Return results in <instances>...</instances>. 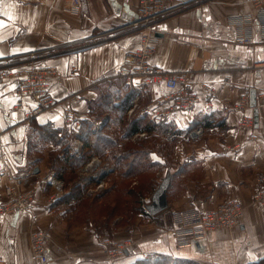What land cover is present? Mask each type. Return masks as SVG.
Here are the masks:
<instances>
[{
	"label": "crops",
	"instance_id": "crops-1",
	"mask_svg": "<svg viewBox=\"0 0 264 264\" xmlns=\"http://www.w3.org/2000/svg\"><path fill=\"white\" fill-rule=\"evenodd\" d=\"M63 2L0 0V71L43 62L55 65L58 73L51 87L57 105L32 118L28 117L32 100L16 108V79L0 78V206L7 201L6 170L13 174L39 170L32 178L35 200L29 208L0 215V264H36L31 247L36 230L51 233L48 264H134L159 256L173 258H156L161 264H264V205L253 202L251 186L264 173V70L259 67L264 62V32L256 25L254 43L242 45L235 41L232 24L241 16H256L253 0H173L171 9L159 17L151 64L165 72L187 73L198 98L192 109L162 117L160 98L168 89L156 83L145 88L137 115L126 117L125 127L136 120L148 127L140 130L149 133L150 144L147 166L123 179L145 178L146 183L157 184L147 191L152 195L145 198L148 203L141 214L135 217L127 211L126 225L118 223V217L111 234L88 221L83 225L68 221L71 202L51 203L52 191L44 177L58 145L43 139L39 128L78 137L85 122H95V105L108 92L113 101L127 105L126 114L138 91L119 69L147 31L132 25L140 0H81L78 15L64 12ZM253 89L255 106L251 104ZM68 107L83 113L81 126L67 128ZM119 115L118 109H111L91 131L115 127ZM244 120H249L248 125ZM199 126L205 127L202 139L195 132ZM123 144L117 142L119 148ZM164 180L168 182L167 207L152 215L148 207ZM113 185L108 195L117 192ZM231 199L246 206L238 228L214 232L175 251L171 230L178 220L174 212L184 211L187 220L194 222L202 212ZM125 239L132 241V247L122 257L109 258V245Z\"/></svg>",
	"mask_w": 264,
	"mask_h": 264
},
{
	"label": "built area",
	"instance_id": "built-area-1",
	"mask_svg": "<svg viewBox=\"0 0 264 264\" xmlns=\"http://www.w3.org/2000/svg\"><path fill=\"white\" fill-rule=\"evenodd\" d=\"M173 0H140L138 17L132 22L134 26H144L145 31L141 37L140 45L127 53L124 64L119 73L125 77L133 87L137 89V95L131 100V107L127 110V118H134L139 109L145 88L156 83H163L168 93L160 98L163 104L161 116L172 117L175 114L192 109L198 95L191 88L189 75L185 72H165L151 64V58L156 53V23L160 16L171 9ZM257 8L256 16L246 15L233 20L236 28L235 41L242 45H252L255 40V26L260 25L264 32V0H253ZM81 0H64L63 11L78 15L81 11ZM264 70V62L259 64ZM57 67L43 62H33L28 67H13L0 71V78L11 77L16 79V95L18 106L23 107L25 100L33 101L35 107H31L28 117L32 118L43 112L52 110L57 105V100L51 92L54 79L57 77ZM119 101L117 102V104ZM65 124L67 128L79 127L84 120L83 113L70 107L65 109ZM248 125L249 120H244ZM198 138L205 136V127L195 129ZM149 137L145 130H139L131 135V141L141 143ZM74 154L78 157L86 156V144L81 137H74L71 142ZM117 165L105 162L98 156H89L81 169L80 180L87 189L88 194L103 192L110 177L115 174ZM9 178L5 188L7 201L0 206V215H13L25 211L35 200V189L32 178L36 175L35 169L28 172L13 174L6 170L3 175ZM44 183L52 191L51 203L62 199L68 191L64 175L56 170L48 172L44 177ZM253 202L264 205V173L259 174L253 184ZM246 206L238 200H227L219 204L213 210L202 212L194 222L187 220L186 212H174L178 223L171 230L175 241V251L181 252L192 244L201 241L208 235L220 230H232L238 228L245 218ZM149 213V210H147ZM51 233L47 230H36L31 234V247L36 264H48V244ZM127 246L116 245L114 249H108L112 257L119 258L125 255Z\"/></svg>",
	"mask_w": 264,
	"mask_h": 264
},
{
	"label": "trees",
	"instance_id": "trees-1",
	"mask_svg": "<svg viewBox=\"0 0 264 264\" xmlns=\"http://www.w3.org/2000/svg\"><path fill=\"white\" fill-rule=\"evenodd\" d=\"M96 108L93 111V119L94 121L98 122L102 116L105 113H109L111 109H118L120 111L119 117H116L114 120L115 127L109 128L108 130L103 129H97L95 131H91V128L94 127V123L88 125V122H85L78 135L84 140L86 144V157L85 158H78L75 155H68V150H70V142L72 141V134H70L67 131L62 130H48L47 127L42 126L39 128V134L40 136L44 137L43 139H46L47 141L53 140L56 141L58 145V149L50 154V167L52 168H58V166L55 165V163L61 162L64 168L67 167V165H79L81 162L83 163L84 160L92 155V154H98L105 160H112L119 164L118 172L121 174V178H124L128 175H134L140 172L145 166L148 164V145L150 144V136L145 139L140 144H133L130 141H127L122 148H119L117 146V137L119 136V133L121 132V136H125V138L129 139L132 135V132H137L141 128H148L146 127L142 121H133L130 123L129 127H125V124L127 121V115L125 114V110L127 108V105H120L117 104V101H113V96H111L110 92L106 94V98L97 103ZM114 106V107H112ZM126 116H125V115ZM105 121V120H104ZM103 121V122H104ZM104 124V123H102ZM59 133H61V136H59ZM57 139V140H56ZM125 142V141H124ZM157 145V144H155ZM159 151V150H155ZM146 162V164H144ZM154 165V163H153ZM62 167V169H63ZM61 169V168H60ZM118 177V175H117ZM73 189H70L71 192L67 195H65L62 199L56 200L55 204L61 203L63 200L72 202L73 199L79 198L83 199L82 197V191H77V187ZM77 191V192H76ZM76 192V194H75ZM70 197L72 199H70ZM70 199V200H69ZM69 211L73 209V206H68ZM166 257V256H163ZM169 258V257H168ZM151 259H143V260H137L134 262V264H153V262L150 261ZM156 261H159L158 259H154ZM161 264V262H160Z\"/></svg>",
	"mask_w": 264,
	"mask_h": 264
},
{
	"label": "rangeland",
	"instance_id": "rangeland-1",
	"mask_svg": "<svg viewBox=\"0 0 264 264\" xmlns=\"http://www.w3.org/2000/svg\"><path fill=\"white\" fill-rule=\"evenodd\" d=\"M117 140L123 141V142L130 141L133 144H140V143L132 142L131 137L127 139L125 138V136H121V137L119 136ZM169 150L171 151L172 148H170ZM68 155L70 156L75 155L72 149L71 142H70V150H68ZM90 156H98L105 162H109V163L119 166L118 163L116 162L114 163V161L112 160H105L98 154H92ZM85 157L86 156H83V158ZM78 158H82V157H78ZM87 158L84 160L83 163L81 162V164L79 165H75V166L67 165L66 168L63 167L61 162L60 164L59 162H57L55 163V165L58 166V168L55 169V168L49 167L50 166L49 165L48 172L51 170H56L57 172L63 173L64 179L66 182L67 191H69L70 189H73L75 191L74 189L75 187H77L78 189L77 191L79 190L82 191L83 199L75 198L73 199L71 204H69L73 206V209L71 210V212L70 211L68 212V215L66 217L68 221L72 220V223H76V224L81 223L83 221H88V223L93 224L94 228H97L99 231H102L103 233L111 234L112 233V223L115 219L119 217V219H117L118 220L117 222L121 224L125 222L123 223V225H126L127 220L129 219L127 218L128 212L130 214H134L135 217H138L139 214H141L143 205H147L148 203L146 202L145 198L151 197L152 194L150 192L153 189V186L155 188V184L157 183L150 182V180L148 183H146L145 178L144 179L143 178H133L130 180H124L123 178H121V174H120L121 172L119 173L118 169H116L115 174H113L110 177V180L108 181L109 184L108 186H106L103 192L95 193L93 195L88 194L86 187L83 185L82 181L80 180V175H81L80 172H81L82 166L85 165ZM48 172L45 174L46 176ZM158 173L159 171L157 172V174L155 173L157 177H159ZM151 177H153L152 173L150 174L149 178ZM112 184H114L113 186H115L117 192L111 195H108V190L111 188ZM147 191H150V192H147ZM128 201H131V203L124 206L125 204H127ZM71 215L73 217H71ZM85 223L86 222H83L80 225H83ZM113 231L117 233V232H122L123 230H118V231L113 230ZM128 241L129 239L115 241V242H116V245L127 246L126 242ZM129 242H130L129 243L130 245L128 246V248L132 247V243H131L132 241H129ZM116 245L115 244L109 245L110 246L109 249L111 250L114 249ZM107 255L109 258L115 259V257H112L108 251H107ZM167 257L170 258L169 259L170 261L173 259L170 256H167ZM167 257H163V256L153 257L152 259L150 258L151 259L150 261L153 262L154 264L156 263L154 262L156 261L154 260L155 258H160V260H164L165 258L168 259ZM160 262L162 261H157V264H160Z\"/></svg>",
	"mask_w": 264,
	"mask_h": 264
},
{
	"label": "water",
	"instance_id": "water-1",
	"mask_svg": "<svg viewBox=\"0 0 264 264\" xmlns=\"http://www.w3.org/2000/svg\"><path fill=\"white\" fill-rule=\"evenodd\" d=\"M251 104L253 106L256 105V91L254 89L251 91ZM255 113H256L255 115L256 123H258L259 114L257 109L255 110ZM38 172H39L38 168H35V173ZM167 187H168V182L167 180H164L159 190L156 192L152 204L148 207V210L152 215L160 212L161 210L167 207V197H166Z\"/></svg>",
	"mask_w": 264,
	"mask_h": 264
},
{
	"label": "snow or ice",
	"instance_id": "snow-or-ice-1",
	"mask_svg": "<svg viewBox=\"0 0 264 264\" xmlns=\"http://www.w3.org/2000/svg\"><path fill=\"white\" fill-rule=\"evenodd\" d=\"M0 26H2V22H0ZM18 51V50H17ZM0 55H2V53H0ZM33 107H35V105H33Z\"/></svg>",
	"mask_w": 264,
	"mask_h": 264
}]
</instances>
